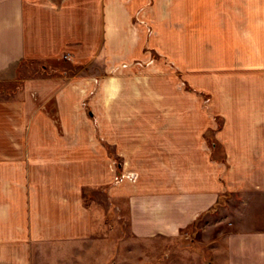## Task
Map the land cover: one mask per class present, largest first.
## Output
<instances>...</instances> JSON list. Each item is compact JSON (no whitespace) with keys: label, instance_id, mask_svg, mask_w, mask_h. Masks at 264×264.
<instances>
[{"label":"crops","instance_id":"1","mask_svg":"<svg viewBox=\"0 0 264 264\" xmlns=\"http://www.w3.org/2000/svg\"><path fill=\"white\" fill-rule=\"evenodd\" d=\"M151 53L91 98L52 77L0 99V264L90 239L93 191L140 239L264 199V0H0V81L64 56L103 78ZM219 264H264V229L228 234Z\"/></svg>","mask_w":264,"mask_h":264},{"label":"rangeland","instance_id":"2","mask_svg":"<svg viewBox=\"0 0 264 264\" xmlns=\"http://www.w3.org/2000/svg\"><path fill=\"white\" fill-rule=\"evenodd\" d=\"M155 59L151 53L149 60L113 67L103 78L92 76L94 72L89 68L72 64L68 56L55 62L24 61L15 79L0 81V99L14 98L24 81L52 77L75 78L79 84H92L91 98L101 80L112 78L129 67L141 72L152 66ZM206 139L210 143L211 135ZM130 177L117 174L115 181L118 183ZM91 193L86 197V203L94 213L92 237L74 244L45 247L42 252L38 250L33 264H219L228 234L264 229L263 198L227 195L220 199L213 211L177 236L140 239L130 232L126 209L117 210L114 202L100 190Z\"/></svg>","mask_w":264,"mask_h":264},{"label":"trees","instance_id":"3","mask_svg":"<svg viewBox=\"0 0 264 264\" xmlns=\"http://www.w3.org/2000/svg\"><path fill=\"white\" fill-rule=\"evenodd\" d=\"M212 144V142H210Z\"/></svg>","mask_w":264,"mask_h":264}]
</instances>
